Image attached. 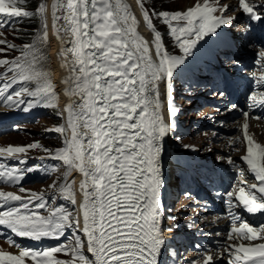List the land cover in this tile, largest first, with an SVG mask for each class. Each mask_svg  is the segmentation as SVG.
<instances>
[{"label":"snow or ice","instance_id":"1","mask_svg":"<svg viewBox=\"0 0 264 264\" xmlns=\"http://www.w3.org/2000/svg\"><path fill=\"white\" fill-rule=\"evenodd\" d=\"M25 4L26 0H0V28L23 18L38 17L42 44L48 40L45 21L50 8L53 30L63 44L70 45L63 47L62 44L61 48L65 58L71 57L66 60L68 76L63 81L70 97L65 107L66 124L56 127L55 132L70 130L71 135L70 138L65 135L64 147L55 151V158L68 170H78L83 176L80 182L83 199L79 204L82 227L79 215H72L63 205L50 207L42 193L22 197L5 191H0V208L4 209L0 211V226L37 242L45 238L59 240L66 230L78 229L86 237V250L92 258L85 255V241L79 234L67 244L40 249L22 247L9 237L19 252L0 250V264H28V261L30 264H160L159 257L167 243L160 227L163 184L160 157L162 140L175 125L162 118L159 84L165 83L169 115L174 118L178 112L173 110L176 71L187 64L201 42L229 27L235 17L217 14L226 13L229 8L219 0H199L183 12H154L153 15L163 20L181 52L172 55L165 49L152 15L145 10L143 20L154 33L153 56L149 42L136 35L130 26L127 9L121 7L120 0H53L50 6L47 0H40L34 12L25 10ZM238 7L249 21L241 36L251 31L252 23L264 22V0L259 3L238 0ZM0 44L15 48L3 39ZM22 52V56L11 61L0 59V65L12 73L0 86V96H5L17 83V77L25 83L35 81L36 86L31 90L20 88L14 93L18 98L15 100L12 94L6 95L4 103L25 104L19 99L24 93L35 98L37 104L43 101L45 107L55 108L57 94L49 73L42 70L41 48L33 42L26 44ZM254 67L260 75L254 72L250 77L255 87L248 100L251 108H264V91H259L264 88V47L257 52ZM218 94L223 97L225 92L221 90ZM27 103L31 105L33 100ZM242 114L249 117L247 111ZM247 128L245 123L247 148L241 159L254 174L256 183H245L239 187L238 194L232 191L224 194L233 225L228 231V240H264V223L254 226L234 211L242 207L248 214H264V146L254 143L247 135ZM37 147H40L38 143L0 148V158H16L18 164L27 163V159L20 160L16 154ZM227 162L234 163L231 156ZM31 171L33 168L0 164V182L18 184L24 173ZM67 175L68 172L65 178ZM240 175H244L243 170ZM19 191L26 190L21 187ZM59 192L64 200L73 206L77 204L71 184L59 185ZM41 210H47V215H41ZM217 248V251L206 250L198 264H217V257L223 259L225 255L228 264H264V243L218 245ZM57 253H65L70 258L59 259Z\"/></svg>","mask_w":264,"mask_h":264},{"label":"rangeland","instance_id":"2","mask_svg":"<svg viewBox=\"0 0 264 264\" xmlns=\"http://www.w3.org/2000/svg\"><path fill=\"white\" fill-rule=\"evenodd\" d=\"M174 1H175L174 5L172 4L171 6H168V7H162V9L159 12L161 11H170V12L181 11L183 12L187 8H189L190 4H193V3L196 4L198 2V0H174ZM225 1H229L227 2V5L229 6L228 9H231L232 4L235 3L236 0H220V3L225 2ZM145 10L149 11V7L147 5L145 6ZM145 10H143V13ZM149 13L150 15H152L151 10L149 11ZM47 18L48 19H46L45 22L48 26V38L50 39V42H51L50 43V46H51L50 47V56H51L50 59H51L52 70L49 72V70L46 67H43L42 70L49 73L48 78L50 79L53 85V90L57 94V99L55 101V104L57 105L56 108L58 110H56V114L60 112L63 114L61 115V117L63 116L62 124L65 125L66 120L64 119L65 114L62 110V105H61L62 98H61L60 85L58 84V79L56 76L57 68L55 67L56 65L54 63L53 41H52V36H51V31H50L49 13H48ZM5 34L7 33L0 32V39H3L4 37L6 38ZM0 47H2L1 44H0ZM177 49H178L177 51L178 53L175 55H180L179 54L180 50L178 46H177ZM6 55L8 56V53L0 48V56H6ZM11 75L12 73L4 77H1L0 86H2L4 82H7V80L11 77ZM176 78L177 77L174 76L173 96H174V101L180 105L179 108H182L181 109L182 111L181 112L178 111L174 118L169 115V111L167 109L168 106H167V100H166V88L163 89L164 83L161 88L162 82L160 83V88L162 89V91L160 89L161 91L160 99L162 101V106H164V108L162 107L163 108L162 118L167 123L175 125V127L165 136V142L169 145V146L167 145L169 148V153H170L171 143L173 141V143L175 144V137L177 135V137H179L181 141L182 139L187 138L186 142L191 141L193 144H196L198 147H200V154H198L199 157L203 159H208V160L211 159V157H213L217 161L218 157L224 154V149L226 148L228 143L232 140L231 137L233 136L231 130L225 125V122H226L225 113L222 109H216V105L214 107V105L212 104L211 100H215L216 98H214L213 96H210L209 93L205 95L202 94L201 88L204 85L198 83L196 79H193V87L189 88V87H186L181 82L177 81ZM20 82H23V81L20 80L19 77H17V83L11 89H9L7 93H5V96L8 94H12L14 100L18 99L17 97H15L14 93L19 90V87L16 85ZM178 83L181 89L177 90ZM30 84H32L33 88H35L36 86L35 81H31ZM190 89L193 90L192 93L191 91H189ZM5 96H0V108L14 109L16 112L18 111L22 113L24 117H23V120L15 121L9 125L0 127V148H7L8 146H27L33 143H38L40 147H37V148L39 149L44 148L46 145H51V144L55 145L58 143H60L59 144L60 147H57L56 150L64 147V139H65L64 136L67 135L69 137V130L66 133L55 132L56 126H54L51 121L56 120L57 118H56L54 111L50 112L51 107H45L44 106L45 102L43 101L40 102L39 104L35 102V105L31 108L28 107L29 104L27 102H25V104H22V105L21 104H17V105L5 104L4 103ZM26 98H28V96L24 94H21V97H19V99H23L24 101H26ZM187 99H190L191 102L188 103ZM25 108H28L29 110L25 111ZM42 110L44 111L41 112L40 114L34 115L36 112H40ZM189 120L191 122L188 124ZM180 122H182L181 125L179 124ZM179 129H182V131H178ZM173 130L175 131L174 134H173ZM61 135L63 136V138H61ZM28 149H33V148H28ZM56 150H54L53 154L50 155L49 157H51L52 160L57 162V166L59 170L61 168H64L67 171V168L66 166L63 165V162L55 158ZM173 150H175L177 153L182 152V154H180L177 157L179 160H185L186 154H193L188 149H182L181 151L180 146H176L174 147V149L172 147V154H173ZM26 152L28 151L26 150ZM16 157L19 158L20 160L27 159V163L18 164L16 158H0V164H4L9 167L11 166L16 167L20 169L33 168V171L25 172L24 173L25 175H23V179L19 182L17 186L11 187L8 185V182H0V188H2L5 192L10 189L16 190L17 192L22 187L26 190L23 193L19 191V195H21L22 197H27L29 194L33 192L36 193L37 195L42 193L48 197L52 196L53 193H55L54 189L58 187V186H55V181H54L55 177L59 176L58 171L56 174L45 175L41 172V169H40L41 164L37 160L38 157L35 158V156H29L28 153L16 154ZM28 157H32V158L28 159ZM39 158H45V157L40 155ZM220 161L222 162L223 160H220ZM70 175L72 177H69V180L73 178V181H74L73 186L76 190V187H77L76 180L77 179H76L74 169H73V173L71 172ZM75 194H76V191H75ZM3 210L4 209L0 208V211H3ZM43 214L45 215L46 213H43ZM76 215H77V207H76ZM78 215H79V210H78ZM173 216H175V210L173 209L171 210L169 209V207H166L165 212H164V219L162 220V224H165L163 228L165 232H167L169 228L170 229L173 228V226H175L176 223H178L176 222L175 219H173ZM78 232L79 230L75 228L68 229L70 238L66 241V243H69L75 234H79V233L81 235L83 234L82 232H79V233ZM9 233H11L10 230H8L7 228L3 226H0V235L5 234L8 239ZM187 236L182 235L181 237L176 238L174 240V243L177 244V242H180L184 244V246L187 249L185 252L188 251L190 256H193L197 252V250L202 249V245L199 239H196L197 233L193 234L192 231H189L187 233ZM23 239L25 241V246H22V247L30 248V249L54 247L60 241V239L56 240V239H51V238H45L39 242L28 239V238H23ZM61 240L62 242L60 244L64 243V240L66 239L61 238ZM7 244L8 243H6L5 246ZM2 248L3 250L2 249L0 250L7 251L12 254H18V252L15 253V250H19V248L14 249V250H10V248H8V250H6L4 247ZM171 248L172 246H170L168 250L164 251V255L162 256V261L164 264H168V260L171 255L170 251L172 250ZM85 250H86V242H85ZM57 254H58L59 259H63L66 257V255L63 253H57ZM90 255L91 254L87 253V256L89 257V259L92 258L90 257ZM181 260H184V264L188 263V260L183 259V257ZM28 264H30V261H28ZM172 264H176V263L173 262Z\"/></svg>","mask_w":264,"mask_h":264},{"label":"bare ground","instance_id":"3","mask_svg":"<svg viewBox=\"0 0 264 264\" xmlns=\"http://www.w3.org/2000/svg\"><path fill=\"white\" fill-rule=\"evenodd\" d=\"M53 2V0H48L47 3L49 4V6L51 5V3ZM120 5L122 8H126L127 9V14L129 15V24L132 28L135 29V34L142 37L144 40L149 42L150 45V52L153 56H155V50H154V45L151 43L152 40L154 39L152 36V33H150L149 31L146 30L145 26H144V21L142 20L139 11L137 9V6H135V1L134 0H120ZM189 5V4H188ZM191 5V4H190ZM137 11H138V15H137ZM136 13V14H135ZM49 21H50V31H51V36H52V41H53V56H54V63H55V67L56 69V76L58 79V84L60 85V91H61V98H62V110L65 114V120H66V112H65V107L67 105V103L69 102V95L65 92V84H64V79L68 76V67H67V63L66 60H70L71 57H67L65 58L64 55L61 54V48H62V39L60 38V36H58L56 34V32L53 30L52 28V19H51V9L49 8ZM61 36H63V34H60ZM67 37H64V40H66ZM70 45L67 44H63V47H69ZM61 80V82H60ZM163 85V84H162ZM162 88V87H161ZM160 88V84H159V89ZM162 91V89H161ZM160 91V94H161ZM161 98V95H160ZM73 99H75L73 97ZM164 106H161L160 108V112L163 116V108ZM17 115V112H14V110H1L0 109V123L2 121H9V120H13ZM71 135V132H70ZM166 150L169 153V148L167 146V144H165L164 140H162V153L166 152L163 151ZM161 170L164 173L163 169H167L164 165H161ZM75 175L77 176V180H76V188H77V206H78V210H79V216L81 219V226H82V211L79 208V204L82 202L83 199V193L80 189V182L83 179V176L81 173L78 172V170H75ZM166 183V184H165ZM172 180L169 181L168 179H164L163 180V184L162 187L160 189V205H162V200L167 196V190L169 188V185L172 186ZM19 184V183H18ZM9 185L11 186H16L17 184H12L9 183ZM1 191V190H0ZM9 192H13L15 194H19V191L16 192V190H10ZM9 237H11L13 240H15L16 244L23 246L24 245V239L22 237H17L16 235H13L11 233L8 234V239L7 236L4 235H0V249L3 250L2 247H4L6 250H8V248H10V250H14V249H18L15 245H13L10 240ZM86 239V237H85ZM8 243L6 246L5 244ZM2 246V247H1ZM166 246V244L164 245V247ZM19 252V250H15V253ZM163 251L160 254L159 260H160V264H162V255H163ZM224 259V258H223ZM223 259L218 258V261H222Z\"/></svg>","mask_w":264,"mask_h":264},{"label":"trees","instance_id":"4","mask_svg":"<svg viewBox=\"0 0 264 264\" xmlns=\"http://www.w3.org/2000/svg\"><path fill=\"white\" fill-rule=\"evenodd\" d=\"M40 3V0H26V4L24 5L25 10L35 11L36 7ZM174 0H146V4L152 8L153 12L158 13L162 7H168L172 4L174 5ZM154 25L158 28V31L161 32L162 38L165 40V45L168 49H174L172 41L168 38V28L164 24L160 18H154ZM41 21L38 17L32 18H23L18 21H13L11 26L2 28L4 37L3 40L7 41V44L14 45L15 48H9L6 44H1L2 48L8 53V55H15L17 53L22 52V49L26 44H30L36 42L42 50L44 55V59L42 60V64H45L50 68V60L48 54L49 49V41L47 40L44 43H40L41 38ZM164 36V37H163ZM10 53V54H9ZM51 70V69H50Z\"/></svg>","mask_w":264,"mask_h":264}]
</instances>
